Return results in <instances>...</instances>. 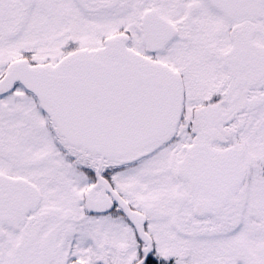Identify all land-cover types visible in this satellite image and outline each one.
Here are the masks:
<instances>
[{
	"label": "snow or ice",
	"instance_id": "6c2138e0",
	"mask_svg": "<svg viewBox=\"0 0 264 264\" xmlns=\"http://www.w3.org/2000/svg\"><path fill=\"white\" fill-rule=\"evenodd\" d=\"M0 264H264V0H0Z\"/></svg>",
	"mask_w": 264,
	"mask_h": 264
}]
</instances>
